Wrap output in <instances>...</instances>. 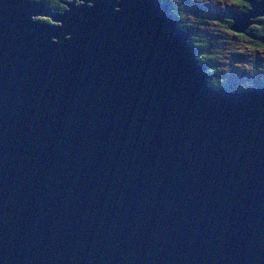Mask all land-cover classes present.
Wrapping results in <instances>:
<instances>
[{
    "label": "water",
    "instance_id": "obj_1",
    "mask_svg": "<svg viewBox=\"0 0 264 264\" xmlns=\"http://www.w3.org/2000/svg\"><path fill=\"white\" fill-rule=\"evenodd\" d=\"M66 5L0 0V264H264V84L163 0Z\"/></svg>",
    "mask_w": 264,
    "mask_h": 264
},
{
    "label": "rangeland",
    "instance_id": "obj_2",
    "mask_svg": "<svg viewBox=\"0 0 264 264\" xmlns=\"http://www.w3.org/2000/svg\"><path fill=\"white\" fill-rule=\"evenodd\" d=\"M41 1L42 0H36V2L39 3ZM258 1L264 2V0ZM66 2L70 4L74 2L76 5H82L85 3V0H66ZM167 2L181 12L180 18L189 20L190 23L193 19L200 21L201 26L199 28L202 34L204 35L205 32L211 38V41H208V46L211 53L214 54V57L212 58H214L219 65L218 68L220 69L222 76H231L233 78L232 82L236 86L241 83L253 82L258 79L264 80V47L259 46L254 49L249 44V41L251 40L250 36H239L237 33L236 35H233L214 22V17L223 20L224 17L231 16L234 12L241 13L233 2L230 0H168ZM87 3L88 5H93L92 1ZM69 9L70 7L68 6L66 10ZM116 9L119 10L120 8L116 7ZM251 9L252 7L249 10ZM57 12L55 13L64 14V12L61 11ZM259 17L260 16L249 18V20L257 21L256 19ZM32 19L43 22H47L46 20L49 19V22L52 25L59 27H61L62 24L59 20L50 17ZM233 24L234 20L232 22V25ZM254 25L256 24L252 23L250 26ZM250 26L248 28H250ZM53 40L56 41L58 39L53 38ZM218 44L219 47H217ZM209 75L211 78L213 74L209 73ZM210 78L209 83L211 81ZM226 79L229 80L227 77Z\"/></svg>",
    "mask_w": 264,
    "mask_h": 264
},
{
    "label": "trees",
    "instance_id": "obj_3",
    "mask_svg": "<svg viewBox=\"0 0 264 264\" xmlns=\"http://www.w3.org/2000/svg\"><path fill=\"white\" fill-rule=\"evenodd\" d=\"M46 3H49L52 7H54L57 11L64 12L68 6L66 5L65 0H44ZM164 2L168 3V0H163ZM234 3L239 9L241 13H245L249 11V9L252 7V4L250 0H230ZM168 5L171 7L172 13L175 15V17L178 18L180 21L181 26L189 33L188 41L189 43L195 47L196 51L198 52L197 58L200 59V61L206 65L207 72L212 73L213 75L210 78V85L217 87V88H225L229 90H244L251 88L253 86H256L258 84L263 83L264 80H255L253 82H247V83H241L240 85L236 86L232 82L233 78L229 75L222 76L220 73V69L218 68L219 65L216 63V60L212 57H214V54L211 53V50L209 49L208 41H211V38L204 32V35L202 34L200 30V21H197V19H193L190 23L189 20H185L180 18L181 12L174 6ZM215 23L223 27L227 32L236 35V33L239 36H250L251 40L249 41V44L254 48H258L259 46L264 47V16H260L256 20L259 23H255L256 25L250 26L246 30V32H242L241 34L239 32H236L232 30V22L233 19L231 16L224 17L223 20L214 17ZM49 22V19L46 20ZM50 23V22H49ZM224 25V26H223ZM219 47V44L218 46ZM213 49V48H212ZM229 78V80L226 79Z\"/></svg>",
    "mask_w": 264,
    "mask_h": 264
},
{
    "label": "flooded vegetation",
    "instance_id": "obj_4",
    "mask_svg": "<svg viewBox=\"0 0 264 264\" xmlns=\"http://www.w3.org/2000/svg\"><path fill=\"white\" fill-rule=\"evenodd\" d=\"M42 2L47 4L53 11L57 12V10L54 7H52L51 5H49V3H46L44 0H42ZM65 2H66V0H65ZM57 13H59V12H57Z\"/></svg>",
    "mask_w": 264,
    "mask_h": 264
}]
</instances>
